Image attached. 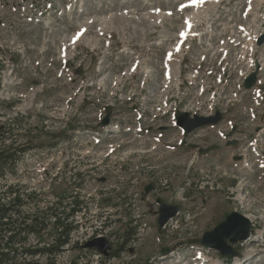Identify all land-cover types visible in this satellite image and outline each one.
I'll use <instances>...</instances> for the list:
<instances>
[{
	"label": "rangeland",
	"instance_id": "374dc122",
	"mask_svg": "<svg viewBox=\"0 0 264 264\" xmlns=\"http://www.w3.org/2000/svg\"><path fill=\"white\" fill-rule=\"evenodd\" d=\"M261 33L264 0H0V198L42 219L0 242L3 264H264ZM217 111L188 135L174 125ZM157 199L179 208L161 231ZM73 205L55 255L49 216ZM233 212L250 241L222 258L200 239ZM98 237L107 257L80 248Z\"/></svg>",
	"mask_w": 264,
	"mask_h": 264
},
{
	"label": "water",
	"instance_id": "95a60500",
	"mask_svg": "<svg viewBox=\"0 0 264 264\" xmlns=\"http://www.w3.org/2000/svg\"><path fill=\"white\" fill-rule=\"evenodd\" d=\"M264 45V34L256 41V46L261 47ZM254 72L249 75L243 82V88L250 90L255 82L257 73L260 69L258 62L254 64ZM111 112L109 110L106 117L100 122V127H106L110 122ZM221 120V114L219 111L215 112L214 116L199 117L190 116L186 113H181L175 116L176 126L183 130L185 134H190L203 127L216 125ZM165 130V129H164ZM235 142L228 143L226 147L234 145ZM208 150H200L199 153H207ZM240 160V158H235ZM150 188H146L145 192L148 193ZM158 205V219L157 225L161 230L170 220L174 219L178 213L177 207L167 206L162 201L156 200ZM251 223L244 216L239 215L236 212L228 215L223 222L219 223L212 231L206 232L202 235L200 245L208 248L209 250L219 253L223 258L230 256H236V252L232 249L233 245L240 242H245L250 237ZM83 250H93L98 254L107 257L111 251V244L105 237H99L86 242L80 247Z\"/></svg>",
	"mask_w": 264,
	"mask_h": 264
},
{
	"label": "trees",
	"instance_id": "16d2710c",
	"mask_svg": "<svg viewBox=\"0 0 264 264\" xmlns=\"http://www.w3.org/2000/svg\"><path fill=\"white\" fill-rule=\"evenodd\" d=\"M11 204L13 206H21L23 204L22 201L17 200L16 198H14V200L11 201ZM77 205V204H75ZM64 209V208H62ZM17 211H15V214H19L18 209H16ZM9 213V223L8 224H3L1 222V220L3 219V216L5 215V213ZM79 212V209L75 208V206L73 205L70 213L66 216H61L59 214V216L57 214L53 215L51 214L49 216L50 219H53V225L55 226V230L59 229V227H62V230L59 232V236L60 237H64V241H62L60 243V245L56 246V250H55V255L58 253L59 247H62V245L64 243H66V241L68 240V237L72 231V229H70L69 227H67V225H63V222L65 220H67L69 217H73L76 213ZM13 214L12 210L10 209H4L3 205L0 203V242L3 241L5 243H7L8 245H10V243H12L14 241V238L19 237L21 235L27 236L29 233L34 234L33 229H35L36 227L38 228V226H40L41 224V220L40 218H38V214L34 213V214H27L26 216H23L21 218H17L16 220H12L14 216H11ZM11 216V217H10ZM4 226H8V231H9V235H1L4 232ZM11 249H9L8 252H10ZM13 255H16V252H12ZM24 254H26L28 257L29 256H33L35 255V253H27L24 252ZM9 255V254H7ZM7 255H2L0 256V258H3L2 260H0V264L4 263V258ZM18 256V255H17ZM11 259H14L13 257H11Z\"/></svg>",
	"mask_w": 264,
	"mask_h": 264
},
{
	"label": "flooded vegetation",
	"instance_id": "af4514ba",
	"mask_svg": "<svg viewBox=\"0 0 264 264\" xmlns=\"http://www.w3.org/2000/svg\"><path fill=\"white\" fill-rule=\"evenodd\" d=\"M14 106H16V104H14ZM9 107H11V106H8L7 108H9ZM4 198H7L8 199V203H5V200H4ZM12 200H14L13 198H11V200L9 199V197H3L2 199H0V203L3 205V207H4V209H10V210H12V212H13V214L11 215V216H14L13 217V219L15 218V210L16 209H18L19 211L20 210H22L23 209V207L22 206H19V207H17V206H13L12 204H11V201ZM10 216V217H11ZM1 222L3 223V224H8L9 223V213L7 212V213H5V215L3 216V219L1 220ZM4 232L1 234L2 236L3 235H7V234H9V229H8V226H4ZM2 247H4V246H2Z\"/></svg>",
	"mask_w": 264,
	"mask_h": 264
},
{
	"label": "bare ground",
	"instance_id": "6f19581e",
	"mask_svg": "<svg viewBox=\"0 0 264 264\" xmlns=\"http://www.w3.org/2000/svg\"><path fill=\"white\" fill-rule=\"evenodd\" d=\"M257 2V1H256ZM170 4V3H169ZM202 5V4H201ZM200 6V5H199ZM249 8V7H248ZM200 36L201 35H199L198 37L200 38ZM180 49V47L178 46L177 47V50H179ZM179 64V63H178ZM177 70H178V66H177V64H175L174 66H172V65H170V68L169 67H166V73L170 76V75H172L173 76V80H175V79H178V72H177ZM170 71H172V73L170 72ZM171 77V76H170ZM246 218V217H245ZM246 219H248L249 220V218H246ZM250 221V220H249ZM251 222V221H250ZM250 241V240H249ZM249 241H247V242H249ZM244 243H246V242H244ZM243 245V244H242ZM212 260V259H211ZM214 264V263H213ZM216 264H220L219 262H216Z\"/></svg>",
	"mask_w": 264,
	"mask_h": 264
}]
</instances>
